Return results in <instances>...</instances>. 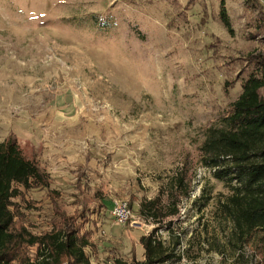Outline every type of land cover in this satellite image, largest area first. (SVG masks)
<instances>
[{
	"label": "rangeland",
	"instance_id": "1",
	"mask_svg": "<svg viewBox=\"0 0 264 264\" xmlns=\"http://www.w3.org/2000/svg\"><path fill=\"white\" fill-rule=\"evenodd\" d=\"M253 1L0 0V142L47 179L13 200L33 233L64 221L55 206L105 211L91 264H132L155 227L136 209L160 196L178 213L155 234L173 254L158 264H264V228L240 232L224 207L232 189L202 151L249 55L264 52ZM114 200L133 204L136 224L116 223Z\"/></svg>",
	"mask_w": 264,
	"mask_h": 264
},
{
	"label": "trees",
	"instance_id": "2",
	"mask_svg": "<svg viewBox=\"0 0 264 264\" xmlns=\"http://www.w3.org/2000/svg\"><path fill=\"white\" fill-rule=\"evenodd\" d=\"M253 2L264 14V6L257 0ZM219 17L232 29L224 2ZM257 28L264 36V15ZM247 64L250 67L246 68ZM243 69L249 72L242 81V92L229 105L222 123L206 129L202 151L206 164L216 168L214 176L231 187L232 194L224 207L240 232L247 235L264 228V52L250 54ZM224 160L228 162L226 167L222 165ZM33 180L47 184L43 171L26 160L13 141L0 142V264H91L93 253L97 252L93 238L105 211H97V218L91 220L84 210L67 216L55 206L54 213L62 214L64 221L59 226L55 224L50 232L36 235L13 203ZM53 201L56 204L55 198ZM128 203L134 211L133 204ZM103 208L107 209L105 204ZM171 208L166 212L160 196L141 201L138 214L152 220L155 227L140 236L143 259L134 254L132 264H158L172 259L173 254L155 235L168 216L178 213L174 205ZM31 246H37L34 260L28 251Z\"/></svg>",
	"mask_w": 264,
	"mask_h": 264
},
{
	"label": "built area",
	"instance_id": "3",
	"mask_svg": "<svg viewBox=\"0 0 264 264\" xmlns=\"http://www.w3.org/2000/svg\"><path fill=\"white\" fill-rule=\"evenodd\" d=\"M111 214L118 224L125 225L130 222L132 224H136V222L132 221L134 213L129 207V203L127 201L114 200L111 208Z\"/></svg>",
	"mask_w": 264,
	"mask_h": 264
}]
</instances>
